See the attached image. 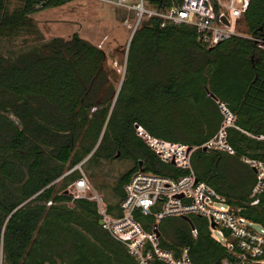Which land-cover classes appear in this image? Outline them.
Here are the masks:
<instances>
[{"label": "trees", "instance_id": "16d2710c", "mask_svg": "<svg viewBox=\"0 0 264 264\" xmlns=\"http://www.w3.org/2000/svg\"><path fill=\"white\" fill-rule=\"evenodd\" d=\"M73 1L23 0L9 11L0 0V37L32 26L31 16L44 9ZM180 2L149 0L159 10ZM240 22L248 37L234 35L208 49L193 27L146 20L129 43L118 92L105 50L78 32L43 39L13 56L0 50L2 264H137L100 225L97 202L74 198L68 187L81 178V162L89 155L98 161L116 152L133 157L135 167L113 189L119 201L107 205L119 214L124 186L141 165L174 178L187 172L163 163L135 125L164 140L199 146L223 122L217 101L236 115L238 127L228 129L231 150L200 148L192 154L193 169L231 208L264 228V191L251 197L257 177L243 160L264 161V140L258 138L264 135V0H250ZM151 218H140L146 229ZM192 222L196 237L187 220L164 219L163 246L190 247L192 264H221L226 246L212 237L206 218L193 216Z\"/></svg>", "mask_w": 264, "mask_h": 264}, {"label": "built area", "instance_id": "2783aa9c", "mask_svg": "<svg viewBox=\"0 0 264 264\" xmlns=\"http://www.w3.org/2000/svg\"><path fill=\"white\" fill-rule=\"evenodd\" d=\"M134 14V20L128 22L129 36L125 61L130 41L135 32L149 19H157L160 26L187 25L197 30L198 40L208 49L240 35L237 28L240 19L248 9L250 0H181L178 5L166 9H156L149 0H100ZM264 49V45H261ZM127 62V61H126ZM224 119L216 134L199 146H190L161 139L140 125H135L138 136L150 146L163 163L185 169L183 176L174 178L162 176L145 169L135 171L124 186V196L117 210L110 212L104 199L92 191L87 178L73 183L74 198H88L98 204V213L103 220L102 227L113 239L119 241L137 261V264H192L190 247L165 248V235L160 231V223L167 217L193 216L208 220L212 237L220 235L228 250V257L221 264H264V228L252 227V223L241 215L240 210L231 208L223 195L217 193L206 181L196 177L191 162L194 151L202 148L209 152L229 151L228 129L238 127L236 115L223 101H217ZM264 140V135L258 137ZM253 166L257 182L251 197L256 198L264 191V161L243 158ZM258 199L252 201L258 203ZM51 204V202H49ZM219 204V205H218ZM218 205V207L216 206ZM146 229L140 218H150ZM214 224V226H212ZM256 224V223H255ZM191 227V226H190ZM196 237L198 230L191 227ZM4 262L1 256L0 263Z\"/></svg>", "mask_w": 264, "mask_h": 264}, {"label": "rangeland", "instance_id": "374dc122", "mask_svg": "<svg viewBox=\"0 0 264 264\" xmlns=\"http://www.w3.org/2000/svg\"><path fill=\"white\" fill-rule=\"evenodd\" d=\"M22 5L23 0H6V9L9 11ZM31 18L32 26L27 25L14 35L0 37V50L3 54L13 56L26 51L33 45H39L43 39L55 36L71 38L78 32L105 50L110 81L118 92L126 75L125 54L130 31L127 23L134 20L132 12L112 4L108 5L100 0H76L59 8L44 9L32 15ZM237 30L241 36L248 37L245 25L241 22ZM117 153L111 160L98 161L88 157L82 162L83 168L79 166V170L91 185L92 191L88 193L99 194L107 205H114L119 201L113 189L120 176L136 165L133 157L125 154L116 156ZM68 189L75 190L73 184ZM252 227L262 230L255 223ZM216 238L218 242L225 243L220 235H216Z\"/></svg>", "mask_w": 264, "mask_h": 264}, {"label": "water", "instance_id": "95a60500", "mask_svg": "<svg viewBox=\"0 0 264 264\" xmlns=\"http://www.w3.org/2000/svg\"><path fill=\"white\" fill-rule=\"evenodd\" d=\"M207 92H208V90H207ZM208 93H209V92H208ZM211 96H212V98H213L214 100L217 99L216 95L211 94ZM204 150H206V149L204 148ZM119 155H120V152H118V153L116 154V156H119ZM90 156H91V155H89L88 157H90ZM88 157H87V158H88ZM87 158H86V159H87ZM86 159H84L82 162H84ZM82 162H81V163H82ZM79 166H80V165H79ZM140 167H141L142 170H144V169L142 168V165H141ZM183 219L187 220V221L189 222L190 226L193 227L192 219H191L189 216H184ZM99 223H100V225H102V224H103V220L100 219ZM212 226H214V224H212Z\"/></svg>", "mask_w": 264, "mask_h": 264}]
</instances>
